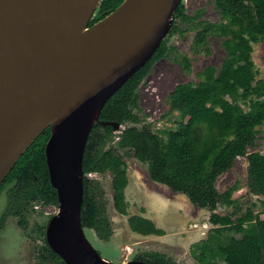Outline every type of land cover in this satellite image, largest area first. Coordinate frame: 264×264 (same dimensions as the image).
Masks as SVG:
<instances>
[{"label": "trees", "instance_id": "16d2710c", "mask_svg": "<svg viewBox=\"0 0 264 264\" xmlns=\"http://www.w3.org/2000/svg\"><path fill=\"white\" fill-rule=\"evenodd\" d=\"M123 1L102 0L89 26ZM214 7L221 16L220 23L198 21L201 12L187 14L183 2L174 13L169 35L195 31L193 51L207 54L208 38L216 34L223 37L226 51L220 67L207 66L199 72L198 83L178 84L169 93L168 113L179 114L176 127L153 131L131 124L140 117L139 85L153 64L171 51L167 37L151 59L105 103L85 147L81 223L84 230L92 229L103 239L111 237V224L100 199L103 190L98 182L89 179L92 172H112L115 208L123 215L129 214L125 193L129 183L128 165L124 153H132L142 163L149 164L152 180L166 184L186 195L196 207L211 212L209 222L213 227L208 237L191 245L196 260L201 264H264V219L253 207L242 211L239 201L233 198L237 185L224 192L217 187L219 177L234 166L236 159L246 157L249 192L264 197V153L256 150L260 127L264 125V79L258 77L252 55L254 44L264 42V0H214ZM181 24H186L188 30L182 29ZM178 60L189 71V56L182 55ZM111 122H119L126 128L115 134L113 126L108 124ZM50 135L48 127L1 184L0 195L6 190L8 203L0 217V229L8 216L17 217L20 226L26 227L27 216L36 204L59 205L45 153ZM115 137L119 139L108 147ZM219 205L234 209L221 214L217 212ZM129 224L143 235L165 234L163 228L142 215L130 216ZM45 227H39L44 237L39 264H67L49 246ZM135 259L151 264H181L158 251L139 253Z\"/></svg>", "mask_w": 264, "mask_h": 264}, {"label": "water", "instance_id": "95a60500", "mask_svg": "<svg viewBox=\"0 0 264 264\" xmlns=\"http://www.w3.org/2000/svg\"><path fill=\"white\" fill-rule=\"evenodd\" d=\"M101 1L91 0L81 30H91V38L66 45L47 31L56 18V0H0V186L50 127L45 153L60 209L45 234L49 246L67 264H116L92 247L81 223L85 147L105 103L151 59L168 36L181 3L124 0L89 26ZM42 40L59 52L43 49ZM108 124L115 134L126 128L119 122ZM125 264L151 263L132 259Z\"/></svg>", "mask_w": 264, "mask_h": 264}, {"label": "rangeland", "instance_id": "374dc122", "mask_svg": "<svg viewBox=\"0 0 264 264\" xmlns=\"http://www.w3.org/2000/svg\"><path fill=\"white\" fill-rule=\"evenodd\" d=\"M181 2L184 3L187 14L193 16L201 12L198 21L221 22V16L214 7V0H181ZM181 28L186 29L187 25L181 24ZM194 34L195 31L192 30L182 34H168L171 51L167 57L153 64L150 72L139 85L140 117L131 124L153 131L176 127L179 114L168 113L169 93L178 84L198 83L199 72L207 66H221L226 55L222 45L223 37L211 35L208 38L210 52L205 54L193 51ZM182 55L189 56L191 65L189 71L178 60ZM252 55L259 71L258 77L264 79V42L254 44ZM116 141L117 137L108 147L114 145ZM256 150L264 153V125L260 127ZM124 157L128 165L129 178L125 189L129 204L128 215L119 213L115 208L112 172L88 174L89 179L98 182L103 190L100 199L104 203L112 229L109 239L101 238L92 229H85L84 234L89 243L102 257L116 264H125L135 259L139 253L147 251L165 253L181 264H201L192 254L191 245L208 237L213 227L209 222L211 212L196 207L186 195L173 191L166 184L152 180L148 163H142L132 153H124ZM247 167L246 157L237 158L234 166L219 177L217 187L224 192L228 187L237 185L233 198L239 201L242 211L253 207L259 217L264 219L262 203L264 197L249 192ZM7 203L5 190L0 195V217L4 214ZM59 209V206L55 205L36 204L27 216L26 227L20 226L17 217L8 216L3 228L0 229V264H39L38 255L44 243L39 227H47L49 220L59 212ZM233 209V206L219 205L217 212L226 214ZM132 215L150 218L158 227L165 230V234L143 235L139 230H133L129 224V217ZM221 264L226 263L221 262Z\"/></svg>", "mask_w": 264, "mask_h": 264}, {"label": "bare ground", "instance_id": "6f19581e", "mask_svg": "<svg viewBox=\"0 0 264 264\" xmlns=\"http://www.w3.org/2000/svg\"><path fill=\"white\" fill-rule=\"evenodd\" d=\"M92 9L91 0H56L54 11L56 18L47 27L51 36L58 38L66 45H75L80 40H89L93 32L86 29L81 32ZM41 46L46 51H59L55 46L42 40ZM100 102L94 107L89 116L91 122L98 112Z\"/></svg>", "mask_w": 264, "mask_h": 264}, {"label": "built area", "instance_id": "2783aa9c", "mask_svg": "<svg viewBox=\"0 0 264 264\" xmlns=\"http://www.w3.org/2000/svg\"><path fill=\"white\" fill-rule=\"evenodd\" d=\"M119 139V137H117V140Z\"/></svg>", "mask_w": 264, "mask_h": 264}]
</instances>
